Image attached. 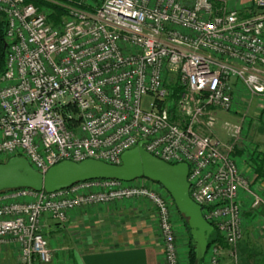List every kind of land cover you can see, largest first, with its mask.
I'll use <instances>...</instances> for the list:
<instances>
[{
  "label": "built area",
  "instance_id": "1",
  "mask_svg": "<svg viewBox=\"0 0 264 264\" xmlns=\"http://www.w3.org/2000/svg\"><path fill=\"white\" fill-rule=\"evenodd\" d=\"M85 1L63 6L54 25L26 0H0V154L45 173L63 161L118 165L143 141L152 156L188 166L189 196L226 246L206 250V264H236L246 199L264 209V194L235 157L240 126L223 124L235 139L223 144L216 112L231 110L234 84L264 96V0L241 10L227 0H102L93 11ZM131 183L2 193L0 247L15 244L22 264H47L44 216L63 225L75 208L141 198L156 213L164 263L179 264L168 197Z\"/></svg>",
  "mask_w": 264,
  "mask_h": 264
},
{
  "label": "crops",
  "instance_id": "2",
  "mask_svg": "<svg viewBox=\"0 0 264 264\" xmlns=\"http://www.w3.org/2000/svg\"><path fill=\"white\" fill-rule=\"evenodd\" d=\"M249 2L227 0V5L241 10ZM240 171L264 194V181H255L251 168L243 164ZM242 215L239 262L264 264V209L252 210L247 201ZM42 225L52 252L47 264H165L157 217L145 199L78 207L65 224L44 216ZM0 264H22L15 244L0 247Z\"/></svg>",
  "mask_w": 264,
  "mask_h": 264
},
{
  "label": "water",
  "instance_id": "3",
  "mask_svg": "<svg viewBox=\"0 0 264 264\" xmlns=\"http://www.w3.org/2000/svg\"><path fill=\"white\" fill-rule=\"evenodd\" d=\"M142 145L143 141L122 153L118 165L92 159L79 163L63 161L48 168L45 173L33 169L23 157H10L0 163V193L30 189L51 194L87 181L117 180L131 183L138 179L147 180L164 189L178 214L186 220L195 264H200L213 228L203 218L201 208L189 196L188 166L184 163H166L146 152Z\"/></svg>",
  "mask_w": 264,
  "mask_h": 264
},
{
  "label": "rangeland",
  "instance_id": "4",
  "mask_svg": "<svg viewBox=\"0 0 264 264\" xmlns=\"http://www.w3.org/2000/svg\"><path fill=\"white\" fill-rule=\"evenodd\" d=\"M101 1L102 0H86L85 3L86 6L95 8L100 5ZM39 8L43 10V12L49 18V21L52 24H54L51 19H53L56 11L53 10L51 7L45 6V4L40 5ZM233 87H234V93L232 96L231 110H229L228 112H222V111L216 112L218 125L215 128V134L223 144L226 145L232 144V142H234L235 139L231 138L227 133H225L222 130V126L224 123H229L231 126L239 125L240 130L237 136V140L239 142H237L236 145L239 146L240 141L246 140V142L250 143L251 148H249L248 150H242L240 146L239 148L235 146L234 148L235 157H237V160L239 161V166L245 164L247 167L252 169L250 154L254 151V149L257 150L258 147L260 148L259 151L264 152V96L253 95L244 85L240 83H237L236 85L234 84ZM237 151H240V154H237ZM7 159H9L7 155L0 154V163H4L5 161H7ZM243 176L248 180V182L250 183L253 182L252 180H250L249 177H246L245 175ZM130 186L151 187L160 195L166 198L168 197L167 202L169 203L171 209L174 210L172 214V226L174 231L175 247L179 255V264H187V255L190 246V238L183 226L182 220L180 219L179 214L174 206V203L169 197V195L164 191L162 187H160L157 184L151 183L147 180H142V179L136 180L133 183H131ZM247 201L249 202L250 200L247 198L246 202ZM160 235H161V231H160ZM238 250H239V245L237 246V252L239 253ZM229 263L230 262L228 261V264ZM236 264H249V263L247 261L239 262V258H238Z\"/></svg>",
  "mask_w": 264,
  "mask_h": 264
},
{
  "label": "trees",
  "instance_id": "5",
  "mask_svg": "<svg viewBox=\"0 0 264 264\" xmlns=\"http://www.w3.org/2000/svg\"><path fill=\"white\" fill-rule=\"evenodd\" d=\"M26 2L33 3L37 7H39L42 4H45V6L51 7L53 10L56 11L55 16L51 20L53 21L54 24H57L60 22V18L64 16L65 14L63 5L69 2H73V0H49V2L42 1V0H26ZM54 3H56L57 5ZM82 8L88 11L94 10L93 7H89L86 5H83ZM5 29H6V22L4 18L0 15V75L4 73V68H5V53H6ZM259 150L260 149H257V150L254 149V151L250 154L251 156L250 160H251L253 174L255 176V181H262V180L264 181V152L259 151ZM237 154H240V151H237ZM3 193H7V192H3ZM179 217L182 220L183 226L190 238V246H189L188 255H187V264H195V253H194V248L191 244V236H190V231H189L187 222L180 215ZM212 228H213V231L208 238L207 251L212 245H217L221 248H225L226 246L224 242L219 238L218 233L216 232L214 227ZM205 258L206 257L204 256V258L200 261V264H206ZM226 261L228 260H224V262L227 264ZM229 264H233V263L230 262Z\"/></svg>",
  "mask_w": 264,
  "mask_h": 264
}]
</instances>
